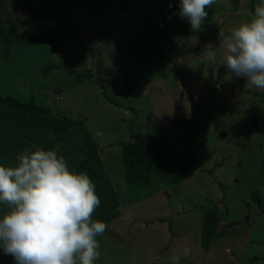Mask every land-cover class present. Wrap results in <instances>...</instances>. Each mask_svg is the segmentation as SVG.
<instances>
[{"label": "rangeland", "instance_id": "rangeland-1", "mask_svg": "<svg viewBox=\"0 0 264 264\" xmlns=\"http://www.w3.org/2000/svg\"><path fill=\"white\" fill-rule=\"evenodd\" d=\"M27 1L42 10L48 0ZM233 1L216 0L193 31L177 15L179 0H60L45 23L50 31L65 20L62 59L46 42L12 43L4 58L0 43V96L23 103L33 95L52 116L85 131L117 192L121 214L96 237L94 264H174V256L179 264H264V91L218 66L217 36L250 21L260 0H239L237 9ZM0 25L43 34L20 0H0ZM209 43L215 63L205 58ZM1 106L0 165L14 167L18 155L43 148L74 170L84 150L77 127L60 144L42 121ZM146 136L191 159L189 176L158 192L160 182L128 186L120 145ZM7 211L0 206V219ZM204 230L223 231L208 250ZM0 264H14L2 249Z\"/></svg>", "mask_w": 264, "mask_h": 264}, {"label": "clouds", "instance_id": "clouds-1", "mask_svg": "<svg viewBox=\"0 0 264 264\" xmlns=\"http://www.w3.org/2000/svg\"><path fill=\"white\" fill-rule=\"evenodd\" d=\"M216 0H179V15L200 31ZM171 7V4H169ZM171 17H169L170 19ZM226 74L244 78L245 86L264 91V0L252 19L229 33L219 30ZM205 58L216 62L214 45ZM217 66V67H218ZM216 67V68H217ZM13 166L0 165V203L9 207L0 219V249L14 264H94L101 256L97 236L107 224L93 220L100 205L92 179L70 170L54 150L37 148L17 156ZM179 264L180 257H173Z\"/></svg>", "mask_w": 264, "mask_h": 264}, {"label": "trees", "instance_id": "trees-1", "mask_svg": "<svg viewBox=\"0 0 264 264\" xmlns=\"http://www.w3.org/2000/svg\"><path fill=\"white\" fill-rule=\"evenodd\" d=\"M20 1L26 6V12L38 17L43 34L41 36L27 37L19 33L7 31L0 25V43L3 46L4 58L8 57L9 48L12 43L29 46L46 42L50 51L62 59L66 47L59 38V33L65 25V20L61 19L50 31H47L45 23V17L57 5L58 0H48L42 10L30 7V4L26 0ZM233 6L237 9L239 7V0H234ZM97 66L100 67V64ZM0 104L10 111L27 113L30 120L42 121L50 129L47 135L53 136L60 144L67 140L68 131L77 127L76 134L79 140H81L84 150L79 160L75 162L74 171L86 173L92 179L96 186L95 191L100 198V205L93 213L92 218L93 220L103 221L108 225L119 217L121 211L119 209L120 202L117 192H115L107 177L96 144L85 131L65 118L52 116L48 109L35 103L33 95L30 96L27 102L23 103L17 102L11 96H0ZM45 136L43 135L41 138ZM162 140L146 136L136 142L120 145L125 182L128 186H132L135 183L144 184L143 186L148 184L149 186L151 181L155 183L160 182L161 186L158 187L159 189L156 187L157 190L154 191L157 192L165 185L179 184L189 176L193 168L192 160H183L177 155L176 151L168 148ZM220 166L221 164L215 165L214 169ZM257 204L259 205L258 202ZM0 206L8 207L4 203H0ZM211 214L212 220L216 223L215 213L211 212ZM205 227L208 228V225H205ZM222 233L223 231L217 233L218 236H215L213 232L204 230L200 241L203 249L208 250L212 240L222 236Z\"/></svg>", "mask_w": 264, "mask_h": 264}, {"label": "crops", "instance_id": "crops-1", "mask_svg": "<svg viewBox=\"0 0 264 264\" xmlns=\"http://www.w3.org/2000/svg\"><path fill=\"white\" fill-rule=\"evenodd\" d=\"M27 1V0H26ZM28 2V1H27ZM29 3V2H28ZM59 3H60V0H58V5H59ZM57 6V5H56ZM58 98H60V92H58ZM2 107V106H1ZM0 111H4L5 112V110H3V109H1ZM103 163V162H102ZM121 169H122V166H121ZM107 173V172H106ZM108 175V174H107ZM158 191H161V190H158ZM157 191V192H158ZM161 221H163L162 219H160ZM164 224V223H163ZM147 225H149V224H147ZM147 225H145V227H147ZM153 225H150V227H152ZM0 254H1V249H0Z\"/></svg>", "mask_w": 264, "mask_h": 264}, {"label": "water", "instance_id": "water-1", "mask_svg": "<svg viewBox=\"0 0 264 264\" xmlns=\"http://www.w3.org/2000/svg\"><path fill=\"white\" fill-rule=\"evenodd\" d=\"M255 124V123H254Z\"/></svg>", "mask_w": 264, "mask_h": 264}]
</instances>
